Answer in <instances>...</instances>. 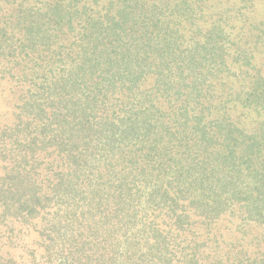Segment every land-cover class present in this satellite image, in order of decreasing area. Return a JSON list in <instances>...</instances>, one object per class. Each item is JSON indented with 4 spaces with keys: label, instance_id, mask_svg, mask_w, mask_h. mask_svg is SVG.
Instances as JSON below:
<instances>
[{
    "label": "trees",
    "instance_id": "obj_1",
    "mask_svg": "<svg viewBox=\"0 0 264 264\" xmlns=\"http://www.w3.org/2000/svg\"><path fill=\"white\" fill-rule=\"evenodd\" d=\"M0 264H264V0H0Z\"/></svg>",
    "mask_w": 264,
    "mask_h": 264
}]
</instances>
